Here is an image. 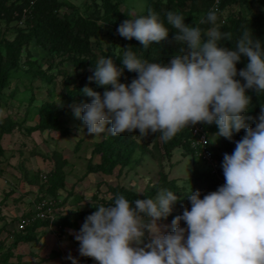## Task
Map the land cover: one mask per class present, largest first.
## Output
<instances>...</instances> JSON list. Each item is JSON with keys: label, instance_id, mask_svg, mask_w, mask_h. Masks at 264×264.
<instances>
[{"label": "clouds", "instance_id": "clouds-1", "mask_svg": "<svg viewBox=\"0 0 264 264\" xmlns=\"http://www.w3.org/2000/svg\"><path fill=\"white\" fill-rule=\"evenodd\" d=\"M217 12L214 6L199 23L215 25ZM166 19L176 30L175 42L184 45L180 54L167 64L141 60L131 50L117 55L129 72L138 74L130 84L121 83L123 69L111 57L100 58L88 79L105 91L81 90L91 102L74 106L75 117L83 122L80 132L86 127L95 138L138 130L143 137L159 133L167 142L186 127L214 123L218 138L232 140L241 129L245 135L232 154H224L225 183L203 198L199 190L185 194L191 209L185 207L173 219L171 233L165 234L158 221L172 212L181 198L176 193L161 189L155 199L134 202L121 194L108 206H94L97 210L74 234L80 255L98 264H264V105L254 128L243 115L251 104L247 90L264 93V46L245 30L229 49L219 42H231L230 32L212 27L202 33L172 11ZM117 31L145 49L169 35L151 10L125 20ZM242 56L248 63L238 72Z\"/></svg>", "mask_w": 264, "mask_h": 264}, {"label": "rangeland", "instance_id": "rangeland-1", "mask_svg": "<svg viewBox=\"0 0 264 264\" xmlns=\"http://www.w3.org/2000/svg\"><path fill=\"white\" fill-rule=\"evenodd\" d=\"M67 1L74 4L82 13L90 14L95 11L98 15L102 12L99 0L95 1L96 4L94 0ZM250 1L251 7L247 12L248 15L264 10L261 0ZM145 5L146 0H123L121 9L134 14L144 10ZM237 10L236 4L226 6L220 12L221 20L229 19ZM201 17L202 14L196 16L192 22L193 26ZM100 24L102 25L100 36L91 39L92 49L98 60L108 50L110 51L109 57L114 59L119 48L117 37L112 34L111 28L102 22ZM22 25L21 20L6 22L5 19H0V40L2 38L12 39ZM113 41H116V44ZM28 48V53L26 51L22 53V64L19 70L14 74L9 86L0 95V115L4 118H10L19 126V129L14 128L10 133H5L0 138V146L3 148V154L0 157V253L12 243L13 237L21 232L18 228L17 215L31 213L33 211L32 207L41 198L50 199L53 201L56 210L72 216L80 211H89L100 200L108 199L111 196L109 188L115 185L126 187L137 193H143L149 186L156 185L161 180V173L165 174L168 180H176L177 185L182 188L181 198L185 203H189V201L184 195L190 192L191 189L196 191L200 184L197 179L192 177L194 172H213L217 181L218 177L224 178V175L217 168L215 158L204 161L197 156H192V153L188 152L183 145L174 147L171 155L167 156L164 153L160 139H154L153 134L143 137L139 135L138 130L130 133L134 143L130 163L122 168L117 165L112 174L96 172L89 174V178L86 177L87 154L89 152V161L92 163L99 161V156L93 154L91 149L96 140L102 139V135L95 138L89 136L86 127L80 132L83 122L75 117L74 108L69 107L73 104L67 105L66 97L68 94L64 87L67 86L68 89L76 92L73 94V99L76 102L75 106L91 102V98L81 91L85 86L91 87L101 94L105 89L97 86L94 81L89 82L88 78L94 71L90 66L85 65L76 69L65 58L56 57L51 59L45 51L34 43H30ZM1 52L5 53V49L0 42ZM26 61L35 63L44 73L42 75L36 74L35 72L39 68L34 65L32 70L28 69ZM68 79L71 82L67 84L66 80ZM45 101L54 102L57 108L66 105V107H69V115L71 116L68 119L72 124L71 126H74L72 129H75L71 137L73 141L80 137H82V140L89 138V144H87L88 141L78 142V146L80 144V159L68 158L72 155L73 143L67 144V148L63 152L58 148V133L54 134L50 131L26 132L27 128L37 122L38 108ZM260 113L261 108L254 116L256 123ZM107 127L110 128L111 125L109 124ZM217 132H207L208 141L211 146L220 147L219 152L223 156L221 137L216 136ZM155 143L159 144L158 150L155 148ZM55 151L68 158L64 166L67 183L63 188L58 189L55 195H49L44 193L45 187L42 186V182L46 181L49 176L51 170H48V168L53 167L51 164L54 161L52 156ZM37 154L43 157L44 160H48L50 167L42 170L33 169L32 164L34 162L37 164L40 161L35 156ZM24 172L28 176H33L37 172L41 177V181L37 183L29 182ZM84 221L85 219L81 218L77 220L79 229ZM172 221H158L161 230L165 234L172 232ZM181 227H186V224L182 221ZM40 231L45 238L40 239L39 245L18 243L14 249V255L9 259L11 264H73V260L69 257L78 261V264H98L94 259L80 255L79 244L77 245L74 242V237L66 242L68 247L65 248L63 241L68 239L67 237L60 239L57 230L55 231L56 234H53L54 231L49 228ZM15 254L20 258H17Z\"/></svg>", "mask_w": 264, "mask_h": 264}, {"label": "trees", "instance_id": "trees-1", "mask_svg": "<svg viewBox=\"0 0 264 264\" xmlns=\"http://www.w3.org/2000/svg\"><path fill=\"white\" fill-rule=\"evenodd\" d=\"M97 0H94L96 4ZM101 7V14L96 15L95 11L90 14L80 12L77 7L67 0H0V19H5L6 22L14 20H21L22 27L12 39H1L0 42L5 49V53H0V95L2 91L9 86L14 74L19 70L22 61V53L29 52V44L34 43L39 46L46 55L51 59L56 57L67 59L74 68H82L85 65L95 68V63L98 61L96 53L92 49L91 39L100 36L102 25L108 26L112 30V34L117 37L118 51L114 57L115 64L123 69L122 78L131 83L137 77V73L129 72L122 64L120 57L125 51L131 50L141 60L149 62H157L167 64L175 56L180 54V48L184 47L182 44H177L174 40L175 29L168 25L166 14L172 11L176 14L185 17V23L193 25V20L197 15L202 14L201 18H205L207 13L211 10L213 0H146L144 10L137 13H130L128 10H122L121 4L123 0H99ZM236 4L238 10L229 19L222 21L220 12L228 5ZM264 7V0H261ZM251 7L250 0H220V11L217 12L218 19L215 25L211 23L200 24L198 20L194 26H199L202 33L208 31L212 27L218 28L221 33H232V41L228 42L222 40L219 43L231 49L235 46L236 41L240 38L243 31H249L253 39L261 41L264 46V10L248 15L247 12ZM149 10L158 16V19L164 23L165 27L169 29V35L164 41L154 43L149 48L145 49L136 39L128 40L118 34L117 29L127 19H135L139 16H147ZM206 39V37H204ZM113 43L116 44V41ZM130 48V49H129ZM110 51L103 53V57H109ZM28 69L32 70L33 65L38 69L35 73L42 75L44 71L33 62L26 61ZM248 63L246 57L242 56L240 62L236 67L239 70L244 69ZM236 79L241 83H245L239 76ZM67 84L71 81L66 80ZM67 90V103L73 100V92ZM247 95L251 97V104L249 110L243 115L245 122L250 127H255L256 122L254 116L260 110L261 105H264V93L258 95L254 90L248 89ZM69 100V101H68ZM67 107L57 108L54 102L45 101L38 108V119L35 125L26 129L27 133L35 130L43 131L46 129L58 131L62 135L69 133V128L64 119ZM206 132H216L218 127L213 123L206 125L198 123ZM14 128L19 129V126L10 118H4L0 115V138L5 133H10ZM191 126L181 130L174 138L165 142L160 138V134H153L154 139H160L165 155L170 156L171 151L177 145H183L184 148L196 155V150L190 147L189 129ZM130 133L121 134L119 136H112L106 133L104 137L94 144L92 149L93 154L99 156V161L92 163L88 162L86 172H100L103 174H112L114 168L118 165L120 168L130 163L134 150V143L130 137ZM245 135V129L234 133L232 140L221 137V148L223 153L232 154L235 149V142L239 141ZM159 144L155 143L156 150L159 149ZM212 150V157L215 158L217 168L223 174L222 162L223 157L219 152L220 147L210 146ZM3 154V148L0 146V157ZM54 160V167L50 171L46 181L42 182L45 187L44 193L55 195L57 190L65 186V171L64 166L67 160L62 157L60 152L55 151L52 156ZM29 182L37 183L41 181L36 172L33 176L25 174ZM193 178L200 183L197 190L201 192V198L204 195L216 191L218 188V181L215 173H197L194 172ZM161 189L171 190L178 197L182 195V188L179 187L175 179L168 180L166 175L161 173V180L156 185L149 186L145 192L137 193L134 190L123 186L115 185L110 187L111 196L108 199H102L94 204L89 211H80L74 215L65 217L54 215V219L50 222L49 219H35L24 230L17 233L13 237L12 243L0 253V264H11L10 257L14 255L13 249L16 248L19 242H29L35 237V230L41 226H50L54 224H61L77 228V220L85 219L88 215L95 212L97 209L94 206L104 205L108 206L114 202L117 195H124L130 202L136 199L154 198L156 193ZM191 209V204L185 203L180 198L172 207V212L167 218L161 220L172 221L175 217L182 215L184 208ZM25 214L23 216H27ZM73 219V222L70 220ZM183 222V221H182ZM1 230V228H0ZM1 249V248H0ZM17 258H20L17 256ZM13 264V263H12Z\"/></svg>", "mask_w": 264, "mask_h": 264}, {"label": "crops", "instance_id": "crops-1", "mask_svg": "<svg viewBox=\"0 0 264 264\" xmlns=\"http://www.w3.org/2000/svg\"><path fill=\"white\" fill-rule=\"evenodd\" d=\"M122 78V77H121ZM70 105V104H73V105H70L69 107H73L74 108V106H75V104H76V102H75V99H73L72 101H70L69 103H67V105ZM66 105V106H67ZM76 106H79V105H76ZM69 107H67V110H66V112H65V115H64V119H65V121H66V125H67V127L69 128V133L68 134H66V135H62L60 132H58V131H53V130H49V129H46V130H43V131H39V130H35V131H33V132H44V131H47V132H54V134L55 133H58V140H57V146H58V148L63 152V150H65L67 147H66V145L67 144H71V143H73L74 144V146H73V149H72V155L70 156V157H68V158H81V153H80V150H79V146H80V144H79V146H78V142L79 143H81V142H83V141H88L87 142V144H89V138H85L84 140H82L81 138L82 137H80V138H78V139H76V141H73L72 139H71V137L73 136V131H75V129H72V128H74V126H71L72 124H71V122H70V120L68 119L71 115H69L70 113V110H69ZM71 112H72V110H71ZM36 123H34V125H35ZM104 136H103V134H102V138H103ZM98 141H100V140H96V142H98ZM94 147V146H93ZM93 147H92V149H93ZM87 148H89V147H87ZM92 149H91V151H92ZM87 152V151H86ZM36 157H37V159L38 160H40L37 164H35V162H34V164H32L33 165V169H35V170H37V169H39V170H42L43 168H47V167H50L49 165H48V160L46 161V160H44V158L43 157H41L40 155H35ZM63 158H65L67 161H68V158L66 157V156H62ZM36 159V160H37ZM87 159H88V162H89V152H88V154H87ZM51 166H53L54 167V161L52 162V164H51ZM53 167L51 168H48V170H52L53 169ZM94 173H96V172H86L85 173V176L87 177L88 176V178H89V174H94ZM24 175H25V172H24ZM65 183H67L66 182V178H65ZM41 199H43V198H41ZM41 199H39V200H41ZM34 209H35V205L32 207V210L34 211ZM56 210V209H55ZM33 211H31V213H33ZM31 213H29V214H31ZM25 215V214H24ZM54 215H57V216H62V217H65V216H68V213H65V212H62V211H58V210H56L55 212H54ZM23 215H21V214H19V215H17V217H18V221H19V219L22 217ZM70 222H73V219L72 220H70ZM1 228V227H0ZM46 228H49L51 231H54V233L53 234H56L55 233V231L57 230V235L60 237V239H64L65 237H67V239L68 240H64L63 241V243L65 244L64 246H65V248L66 247H68V245H66V242H69L70 241V239H71V237H74V242L78 245L79 244V242L78 241H76V239H75V236H74V234L75 233H78L79 232V228H78V224H77V228H72V227H68V226H62L61 224H59V223H57V224H54L53 226H45V225H41V226H39L36 230H35V237H34V239L33 240H31V241H29V242H19V243H28L29 245H39L40 244V239L42 238H45L42 234V232L40 231V230H42V229H46ZM1 231V230H0ZM59 237H57V238H59ZM18 245V244H17ZM70 245V244H69ZM17 247V246H16ZM33 248H35L34 246H33ZM15 249V248H14ZM14 249H13V252H14ZM15 255H17V254H15ZM18 256V255H17Z\"/></svg>", "mask_w": 264, "mask_h": 264}, {"label": "built area", "instance_id": "built-area-1", "mask_svg": "<svg viewBox=\"0 0 264 264\" xmlns=\"http://www.w3.org/2000/svg\"><path fill=\"white\" fill-rule=\"evenodd\" d=\"M214 6L218 9L219 12L220 0H213L210 9H212ZM120 79H121V83L130 84L124 78H120ZM189 132H190L189 135L190 147L196 150L197 157L204 161H210L213 157H212V150L210 149L211 144L208 141L207 132L204 131L197 124L192 126L189 129ZM224 183H225V179L218 177L219 187L222 186ZM55 211L56 210L53 201L47 198H43L37 202L33 213L27 216H22L19 219L18 228L20 230H24L35 219H42V220L49 219L50 222H52V220L54 219ZM51 226L53 225H50V227Z\"/></svg>", "mask_w": 264, "mask_h": 264}]
</instances>
